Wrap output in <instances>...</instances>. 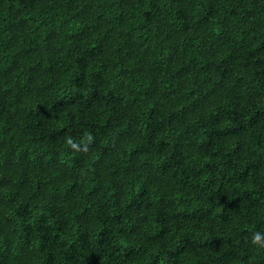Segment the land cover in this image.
Here are the masks:
<instances>
[{"label":"trees","instance_id":"obj_1","mask_svg":"<svg viewBox=\"0 0 264 264\" xmlns=\"http://www.w3.org/2000/svg\"><path fill=\"white\" fill-rule=\"evenodd\" d=\"M264 0H0V264H264Z\"/></svg>","mask_w":264,"mask_h":264},{"label":"clouds","instance_id":"obj_2","mask_svg":"<svg viewBox=\"0 0 264 264\" xmlns=\"http://www.w3.org/2000/svg\"><path fill=\"white\" fill-rule=\"evenodd\" d=\"M253 243H264V237H262V234L260 232H256L252 237Z\"/></svg>","mask_w":264,"mask_h":264}]
</instances>
